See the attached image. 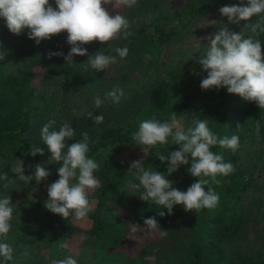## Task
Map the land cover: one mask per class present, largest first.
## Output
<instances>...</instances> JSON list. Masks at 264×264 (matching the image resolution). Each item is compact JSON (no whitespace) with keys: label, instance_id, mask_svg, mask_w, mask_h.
I'll list each match as a JSON object with an SVG mask.
<instances>
[{"label":"trees","instance_id":"trees-1","mask_svg":"<svg viewBox=\"0 0 264 264\" xmlns=\"http://www.w3.org/2000/svg\"><path fill=\"white\" fill-rule=\"evenodd\" d=\"M214 1L191 0L186 8L176 11L174 16H166L165 19L170 24L189 25L196 17L208 11ZM49 3L55 7L54 0H49ZM126 8L122 6L113 11L124 16ZM175 35L174 29L167 31L160 27L155 34L149 35L146 28H141L127 39L121 35L104 45L93 41L83 46L88 55L79 56L80 59L75 57L77 61L74 64L66 65L63 57L49 58L50 52L62 51L65 55L69 52L70 45L64 42L67 40L66 32L34 47L35 41L28 38L27 30L15 36L9 32L5 21L0 19V41L6 46L4 59H0V155L22 159L27 165L42 164L46 167L51 175L42 181L39 188L48 198L47 188L59 179L58 169L62 165L52 172L51 162H48L50 153L41 140L42 127L35 124L34 101L41 86L48 83L56 70L60 69L63 75L62 110H67L64 115L67 117L69 114V120L66 121L75 130L73 140L68 143L82 140V133L87 131L88 155L100 166L94 173L100 186L88 195L92 211L83 221H75L71 216L64 220L48 211L45 204L32 198L37 186L22 189L8 234L9 237L14 234L11 245L14 257L23 245L39 244L42 247L37 262L24 264H52L53 260L69 255L77 260V264H150L146 258L165 236L162 232H169L176 220L178 205L168 215L167 209H162L152 201H142L139 197L143 190L135 198L129 196V184L139 183L131 177L136 170L128 172L131 164L142 160L145 170L166 174L167 179L173 182V187L180 191H186L196 181L188 173L191 163L167 175V162L162 163L157 157L179 150V146L173 142L157 145L146 156L143 155L139 146L131 139L142 120L155 117L161 122H170L174 112L177 118L185 116L191 123L196 119H208V126L214 134L220 138L238 135L240 146L248 140L264 139V124L259 123L264 110L259 109L254 102L228 94L225 88L202 90L200 83L207 73L198 63L183 73L170 71L168 82L156 77L145 89L134 90L122 97L119 104L111 101L101 105L96 111L86 112L69 104V97L76 86L84 85L83 89H87L88 96L94 89H100L103 93L107 91L104 87V72L92 70L85 64L89 56L101 50L116 57L114 65L129 71L137 70L144 66L146 55L151 56V60L146 63H155V59H160L164 46ZM259 39L264 55V33ZM116 47H127L128 55L121 59L113 51ZM13 58L26 59L28 63L20 67L15 75H6L3 69ZM88 112H92L93 116L103 115V123L94 124L92 119L87 118ZM237 123L241 126L239 130L236 129ZM126 144L132 146L124 153L108 152L113 147ZM33 145L44 148L45 154L31 156L30 148ZM211 150L222 155L226 152V149H220L219 146ZM7 170L9 167H0V173ZM218 179L221 181L219 186L211 185L219 194L218 206L212 210L203 209L187 214L189 231L182 258L178 261L160 260L153 264H264L261 253L251 256L238 253L228 262L226 246L241 236L246 222L243 199L254 183L240 177L237 172L226 177L219 176ZM161 210L165 212L164 217L157 214ZM31 211L35 221L29 218ZM149 217L156 218L159 226L153 231L160 233V238L142 244L135 254H129L126 248L132 234L144 229L146 226L143 221ZM21 219L23 220L20 221ZM133 225L139 228L133 231ZM13 261L7 264H12ZM0 264H4L2 258Z\"/></svg>","mask_w":264,"mask_h":264},{"label":"clouds","instance_id":"clouds-1","mask_svg":"<svg viewBox=\"0 0 264 264\" xmlns=\"http://www.w3.org/2000/svg\"><path fill=\"white\" fill-rule=\"evenodd\" d=\"M137 0H54V5L49 0H0V19L6 23L9 32L15 36L27 30L28 38L39 45L42 41L50 40L61 33H67L66 43L70 50L65 55L62 51L50 52L53 56L63 57L68 64H74L75 56L88 55L84 45L98 41L101 45L121 36L127 39L133 33L129 31L130 24L125 16L113 11L115 8L136 6ZM111 6V10L105 6ZM115 13V14H113ZM222 17H226L229 24L240 25L244 22V30L252 35L245 37V32H230L225 26L217 32L205 37L208 46L203 55L196 61L202 70L207 73L201 80L202 90H219L225 88L228 94L237 95L245 101L254 102L264 110V55L260 34L264 33V0H240V4L223 6L219 9ZM255 18V19H253ZM113 51L124 59L128 55L127 47H116ZM0 59L4 56L0 54ZM151 60L150 55L145 56V62ZM116 57L98 51L89 56L85 64L97 72L107 69L115 64ZM122 88L114 89L106 94L115 104L120 103L123 96ZM101 100H95V106H101ZM94 124L103 123V115L93 116L92 112L86 114ZM194 126L184 131L181 129L175 113H172L170 122L156 119L142 120L138 130L132 134L131 139L139 146L146 156L157 145H166L169 138L179 150L172 151L165 156L157 158L163 163L167 162V175H171L181 166H187L188 173L195 178L194 183L186 191L173 187V182L167 179L166 174L158 171L145 170L142 160L134 161L128 172L136 170L135 177L139 184L134 187L143 189L142 201H152L162 209H167L168 215L172 214L173 207L180 205L185 212L215 209L219 204V194L211 185L219 186V176H228L234 172V166L224 161V156L211 149L219 146L220 149L231 150L233 154L240 148L238 135L231 137H218L209 126L208 119H196ZM239 123L236 129L239 130ZM259 131V129H257ZM41 140L50 153L48 162L55 161L62 166L58 169L59 179L47 188L48 200L45 208L53 214L59 215L64 220L70 216L75 221L85 220L92 211L88 199L89 190L100 186L94 173L99 170V164L89 153V134L82 133V140L69 144L75 136V130L67 121L56 128V121L49 120L41 128ZM44 148L31 146L30 155L43 156ZM16 179L29 184L35 180L37 184L47 179L51 173L42 164H37L32 175H25L24 161L15 159L11 168ZM8 174L0 175L3 188L15 183ZM13 206L9 194L0 195V258L4 264L14 259V248L8 243L13 220ZM165 216L163 210L157 213ZM146 230L151 232L159 225L155 217L143 221ZM139 226L133 225V231ZM163 231L162 235H167ZM67 247V245H62ZM25 258L30 257L26 249L21 253ZM52 264H77L71 255L52 261Z\"/></svg>","mask_w":264,"mask_h":264},{"label":"rangeland","instance_id":"rangeland-1","mask_svg":"<svg viewBox=\"0 0 264 264\" xmlns=\"http://www.w3.org/2000/svg\"><path fill=\"white\" fill-rule=\"evenodd\" d=\"M190 2L191 0H137L136 6L126 8L124 16L129 21V31L131 33H135L141 28H146L147 34L153 35L157 28L164 27L167 31L174 29L176 35L164 46V52L160 59H155V63L157 64L151 63L152 61L150 63L145 62L142 68L130 71L112 64L103 70L105 75L104 87L107 88L106 93H103L100 89H94L88 96L86 94L87 89H83L84 85H79L73 89L69 97V104L75 105L83 112L96 111L95 100L99 98L102 102L101 105L111 102V99L106 98V94L114 89L122 88L124 93L122 97H124L134 90L145 89L156 77L168 82L170 71L176 70L183 73L193 67L208 46V41L204 38L225 26L230 32L239 33L242 30L245 32V37L252 35L249 31L243 29L244 22H241L240 25L229 24L227 18L222 17L219 13L221 7L233 4L239 5L240 0H215L208 11L196 17L189 25L170 24L167 22L166 16H174L176 11L186 8ZM108 9L111 10V7L109 6ZM262 34H260V37ZM64 42L66 43L65 40ZM39 45L33 42L34 47ZM5 49L6 46L2 45L0 41V54L3 55ZM75 57L81 58L79 56ZM75 57L73 58L74 62L77 61ZM27 63L26 59L13 58L5 65L3 71L6 75H15L17 70ZM62 81L63 75L61 70L58 69L54 73L53 78L39 89L34 101L36 106L35 124L37 126L43 127L49 120H55L56 128L58 129L63 122L69 120V114L67 117L64 115L67 110H62L64 105L62 100ZM177 119L181 129L184 131L194 126L193 123L187 121L185 116L178 117ZM259 123L260 125L264 124V116L260 119ZM169 142H172L171 138H169ZM131 146L130 144H126L124 146L113 147L108 152L114 154L124 153ZM223 156L225 162H230L234 166V172L239 173L240 177L248 181L251 180L254 183V186L247 191L243 199L246 222L241 236L226 246L228 262H231L238 253L244 256L261 253L264 256V139L258 141L248 140L240 146L235 154L231 150H226ZM14 165L15 158H5L0 155V167H9V170L1 172L0 175L7 173L10 179H16L15 174L11 172V168ZM59 165L55 161H52L50 164L52 172L56 171ZM24 168L25 175L27 176L33 174L35 166L24 164ZM131 177L136 180L135 174H132ZM3 183V181H0V195L9 194L13 206H16L20 200L22 189L32 185L37 186L32 193L34 200L43 204L48 200L47 196L39 188L42 181L40 184H37L35 180H32L29 184H25L23 181L16 179L15 183L9 185L7 189L3 188ZM136 184L138 185L139 183L137 182ZM134 185L130 183L127 189L129 196L132 198H135L139 191L143 190L142 187L137 188ZM93 191L89 190L88 195H91ZM176 212V220L170 226L168 234L158 242L156 248L154 247V250L146 258L148 263L153 264L156 261L165 259L178 261L182 258L189 231L187 220L189 212H185L180 205H178ZM32 213L33 211L30 212L29 218L35 221ZM160 236V233L149 232L146 228L137 230L132 234L126 251L133 255L140 249L142 244L152 240L156 241ZM13 239L14 234H11L7 242L12 245ZM26 249L30 252V257L28 258L21 255ZM41 251L42 247L39 244L23 245L21 249H18V253L15 255L12 264L37 262Z\"/></svg>","mask_w":264,"mask_h":264}]
</instances>
